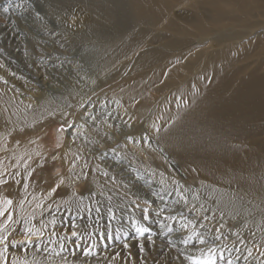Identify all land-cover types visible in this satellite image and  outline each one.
I'll return each mask as SVG.
<instances>
[{
  "label": "bare ground",
  "instance_id": "6f19581e",
  "mask_svg": "<svg viewBox=\"0 0 264 264\" xmlns=\"http://www.w3.org/2000/svg\"><path fill=\"white\" fill-rule=\"evenodd\" d=\"M5 1L10 3L4 9L12 16L8 14L1 18L4 22H0V46L5 37L10 38L12 42L6 40L13 44L5 49L3 46L0 48L5 52L11 50V60L20 66L24 64L21 62L23 56L15 54L17 51H28L29 47L26 45L28 40L26 43L22 41L21 35L41 45V42L47 41L42 35L59 33L55 43L71 48L82 45L84 49L100 50L99 59L105 60L104 63L112 61V68L118 72L130 66L138 72L147 65H158L146 83L150 88L159 81L157 79L163 65L171 67L172 73L175 71L179 60L177 52H196L195 58L197 63L200 62V70L196 75L190 76L191 61L188 60L182 78L179 79L178 75L179 80L165 82L172 90L167 95L168 99L156 103L150 136L159 152L175 164L180 180L197 187L199 194L197 199L190 200L158 183H150L149 193L158 194L160 198H156L164 206H172L178 200L192 207L201 205V210L207 213L222 212L227 217L232 215L235 218L253 215L264 230V204H258L259 200L264 201V0ZM180 6L188 8L182 12L185 15L173 17V9ZM69 8L78 16L79 24L90 25L81 39L76 38L77 35L73 38L70 34L69 38L62 39L61 33L65 28L61 26L57 11ZM13 13L20 18L13 16ZM237 51L245 53L236 56ZM166 57L169 59L165 61ZM24 69L27 71L26 67ZM143 75L123 80L118 85L121 87L119 95L115 96L124 111L136 118L140 115V109L149 104L143 93L146 87ZM4 78L0 77V80L4 82ZM10 84L8 81L7 90L0 92V208L5 210V214L0 216V224L7 221L0 235H10L15 228L22 230L28 227L37 231L46 224H52L54 221L50 216L44 220L38 217L44 208L52 205V201L70 207V213L80 204L73 189L76 178L69 168L73 163L71 159L78 157L74 142L79 141L75 138L66 140L63 148L53 155V170H60V173L52 179V174L43 167L44 161L39 158L43 148L37 146H41L43 134L40 131L46 123L42 122L58 105L45 92L22 90L35 103L29 108L23 104L24 99L19 90H12ZM102 97L94 104L99 110L104 106L99 103L110 102L108 97ZM134 100H138L136 105L132 103ZM76 111L70 107L69 112L62 114L64 119L59 120L63 127L72 122V133L78 128L86 131V135L90 134L83 126L82 114ZM112 117L119 121V117ZM97 140L100 141L97 142V149L101 153L106 152L107 144ZM151 157L157 160L158 151L151 153ZM118 167L117 171L123 172L121 176L134 170L128 164ZM260 170L263 172H258ZM136 180L140 183L143 179L135 177L134 182ZM220 188L226 191H220ZM57 190L60 191L59 195L54 197ZM136 194L140 198L145 197ZM168 196L170 201H166ZM7 199L13 203L5 205L3 202ZM9 213L12 215L11 221H8ZM163 229V233L167 231V227ZM35 244L33 248H15L12 254L5 253L7 264H13V261L16 264H80L71 256L57 258L51 255L56 247L55 242L54 245ZM73 250L76 252L79 249L73 246Z\"/></svg>",
  "mask_w": 264,
  "mask_h": 264
},
{
  "label": "rangeland",
  "instance_id": "374dc122",
  "mask_svg": "<svg viewBox=\"0 0 264 264\" xmlns=\"http://www.w3.org/2000/svg\"><path fill=\"white\" fill-rule=\"evenodd\" d=\"M9 3L0 0V22H4L1 18L9 14L4 9ZM185 7L180 6L173 9L172 16L186 12L188 8ZM57 14L60 18L59 21L62 22V28H65L61 33L62 39L69 38L70 35H73V38L77 35L76 38L79 39L84 37L83 32L85 33L90 25L88 23L79 24L78 16L73 13V10L71 11L70 8L63 11L58 9ZM9 15L12 16V13ZM184 15L185 13L182 16ZM13 16L20 18L18 14L13 13ZM31 19L38 20L39 18L31 17ZM79 30L84 31L80 33ZM54 35L52 33L42 35L41 37L47 41L41 42L43 43L41 45L40 42L32 43L30 37L21 35L22 41L26 43L28 40L26 45L29 46H27L28 51H17L15 54L23 56L21 62L24 64L21 66L11 60L9 56V54H13L10 52L11 50L5 52L0 48V77H5L4 82L0 80V92L7 90L6 85L9 81L12 90H19L21 98L24 99L23 104L29 108L35 103L28 94L22 93V90L45 92L48 98L58 105V108L51 114L49 113V117L42 122L46 123L40 131L43 134L41 135L42 141L40 140L42 144L40 143L41 146H37V148H43V150L39 158L44 161L43 167L47 169V173L55 174L51 175L54 179L59 175L60 170H53L55 163L53 155L63 148L66 140L75 138L79 141V143L74 142L77 145L78 157L71 159L73 163L69 165V168L73 177L76 178L73 189L80 204L76 205L70 213V207L52 201V205L44 208L38 217L44 220L50 216L54 222L50 225L46 224L43 229H38V232L28 227H24L22 230L14 227L15 229L8 235L9 241L6 243L9 250L6 253L12 254L15 248L18 250L33 248L36 246V244L34 245L36 242H41V245L55 242L56 247L51 255L57 258L71 256L80 264H197V262L208 258L210 249L215 250L212 255L216 264H228L229 261L231 264H264V232L261 233L264 230H262L261 223H256L255 216L247 217L248 220L250 219L248 221L246 216L235 218L232 215L227 217L222 212L219 214L207 213L205 210H201V205L192 207L178 200H175L177 202L172 206L170 204L164 206L159 203V199L157 200L160 198L158 194L149 193L148 186L158 183L162 187L172 188L173 191L179 192L190 200L198 197V188L180 180L175 164L170 162L161 151L159 152L150 136L151 123L155 118L154 108L159 101L168 99L167 95L172 90V87H167L165 82L182 78L188 60L191 61L190 76L196 75L200 70V62L197 63L195 58L196 52H193L194 54L189 51H183L182 54L177 52L179 60L174 71L175 73L177 71V74L171 72V67L163 65L164 68L157 79L162 84L157 82L149 88L146 83L158 65H147L148 67L145 66L138 72L133 71L130 66L131 68L127 67L118 72L112 68V61L108 60L107 63H104L105 60L99 59L100 50L95 51L86 46L87 49H84L82 45H74L73 48L66 47L55 43L59 38V33ZM6 39L11 40L6 37L3 39L0 47L3 46L4 49L13 44ZM64 50L69 54L64 53ZM238 52L236 56L245 53ZM56 53L58 54L56 55ZM186 53L192 56L189 57ZM166 59L169 58L166 57L165 61ZM44 64L45 66H43ZM25 67L27 71L24 69ZM42 67L46 69L43 70ZM139 75L144 76L146 87H144L143 93H145L144 96L148 99L149 104L140 109V115L136 118L132 113L128 114L124 111L116 99L119 89H121L119 87L121 82L132 80ZM178 75H180L179 79ZM102 96L108 97L110 102L99 103L101 106L104 105L99 110L98 106L94 104H97L98 99L103 98ZM136 102L138 100H134L133 105H136ZM70 107L77 110V114H82L83 126L92 136L86 135V131L77 130L78 128L72 133L70 131L74 129L72 122L67 127H63L59 119H64L62 114L69 112ZM111 115L119 117V121H115L116 118H110ZM68 131L70 132L68 133ZM93 133L97 135H93ZM90 136L91 138H88ZM129 137L132 139L130 140ZM145 137L149 141L147 145L142 139ZM97 139L107 144L106 152L101 153L97 149L96 145L100 142ZM157 151L158 158L155 160L151 157V153H157ZM125 164L133 166L134 170L131 171L132 174L130 170L127 171L130 172L127 174L128 176H121L123 172L117 171L118 166ZM135 177H140L143 180L140 183L138 180L134 182ZM130 188L135 189L132 191ZM220 189V191H226L224 188ZM135 191L145 197L140 198ZM59 192L57 190L54 197L58 196ZM166 201H170V196ZM258 204L263 205L264 201L259 200ZM145 208L148 209V219L146 220L143 212ZM141 226L148 228L149 232L140 235L136 228ZM165 227H167V231L164 234L162 231ZM73 232H76L77 235L73 236ZM171 235L177 237L173 238ZM26 241H31V243H25ZM13 242H16L15 247H12ZM73 246L79 250L75 252ZM2 247L3 245H0V248ZM57 248L61 250L56 251ZM85 249L92 254L86 256L83 251L81 252ZM221 256H223V260L220 259ZM60 264H64V262H60Z\"/></svg>",
  "mask_w": 264,
  "mask_h": 264
},
{
  "label": "snow or ice",
  "instance_id": "6c2138e0",
  "mask_svg": "<svg viewBox=\"0 0 264 264\" xmlns=\"http://www.w3.org/2000/svg\"><path fill=\"white\" fill-rule=\"evenodd\" d=\"M157 131H159V128H157ZM129 139L131 140L132 137H129ZM142 139H143V142L145 143V145H147L149 143V141L146 137L142 138ZM3 203L5 205H11L13 202H12V200L7 199ZM97 211H99V210H97ZM109 211L111 212V209ZM143 212H144V219L145 220L148 219V214H147L148 209L145 208L143 210ZM4 214H5V210L3 208H0V216H3ZM109 218L111 219V216ZM11 219H12V215H11V213H9L8 214V221H11ZM6 223H7V221L5 222V224H0V230L5 229ZM136 231L140 235H144L145 233L149 232V229L141 226V227H137ZM72 235L76 236L77 233L73 232ZM8 239H9L8 235H0V245H3V248H0V264H7V260L5 258V253L9 250L8 244L6 243L8 241ZM25 243H31V241H26ZM201 243H203V241H201ZM15 246H16V242H13L12 247H15ZM214 251H215L214 249H210L209 250L210 254H209L208 258L203 260L202 262H197V264H216L215 258L212 255V253H214ZM84 254L87 256V255H91L92 253L89 250L85 249ZM220 259L223 260V256H221ZM13 264H16V261H13ZM228 264H231V261H229Z\"/></svg>",
  "mask_w": 264,
  "mask_h": 264
}]
</instances>
